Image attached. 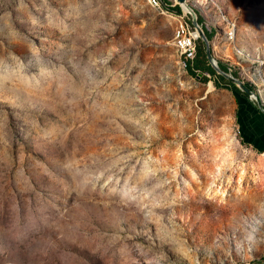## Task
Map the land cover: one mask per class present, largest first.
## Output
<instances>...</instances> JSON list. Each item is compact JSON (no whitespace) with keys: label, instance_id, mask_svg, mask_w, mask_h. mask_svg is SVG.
Wrapping results in <instances>:
<instances>
[{"label":"rangeland","instance_id":"374dc122","mask_svg":"<svg viewBox=\"0 0 264 264\" xmlns=\"http://www.w3.org/2000/svg\"><path fill=\"white\" fill-rule=\"evenodd\" d=\"M206 1L212 54L258 92L264 0ZM180 17L0 0V264H264V153L243 92L190 75Z\"/></svg>","mask_w":264,"mask_h":264},{"label":"crops","instance_id":"0c3cea01","mask_svg":"<svg viewBox=\"0 0 264 264\" xmlns=\"http://www.w3.org/2000/svg\"><path fill=\"white\" fill-rule=\"evenodd\" d=\"M237 58L240 60L239 63L243 61L239 56ZM237 101L238 119L244 141L254 150L264 152V112L260 110L259 104L252 102L249 97L241 95Z\"/></svg>","mask_w":264,"mask_h":264},{"label":"trees","instance_id":"16d2710c","mask_svg":"<svg viewBox=\"0 0 264 264\" xmlns=\"http://www.w3.org/2000/svg\"><path fill=\"white\" fill-rule=\"evenodd\" d=\"M169 5H171V4H169ZM167 10H170V9H168V8H166ZM171 9H173L174 11H172V10H170L171 12H174V13H176V12H178L179 13V15H182L183 14V12H182V8L181 7H176V8H172L171 7ZM176 11V12H175ZM177 14V13H176ZM178 14H177V16H179ZM187 22H188V20H187ZM188 24H189V22H188ZM198 24L200 25V26H202L203 25V23H202V19L199 17V19H198ZM192 26V23L191 24H189V26ZM190 26V27H191ZM192 28V27H191ZM192 30H193V28H192ZM204 30V32H205V35H206V37H207V39H208V41L209 42H212V35H210L205 29H203ZM197 48H198V53H197V57H196V59H195V61H194V63L193 64H189V66L186 64V67L188 68V70H189V73H190V75H192V76H194V77H198V74H201V75H204V74H210L212 77H217L218 76V78H220V76L218 75V73L215 71V69L211 66V64H210V62H209V60H208V58H207V54H206V48H205V44L201 41V40H199L198 42H197ZM185 61V60H184ZM185 63H186V61H185ZM219 66H220V68L223 70V71H226V72H228V68L225 66V65H223V64H219ZM235 76L237 77L238 75H236L235 74ZM215 77V78H216ZM201 80H203L204 82H208L209 81V79H208V77L207 76H204V77H202L201 78ZM224 80V79H223ZM220 81H221V79H220ZM225 81V80H224ZM214 82H215V84H216V86H220V84L217 82V81H215L214 80ZM246 86L247 87H249L251 90H252V87L247 83L246 84ZM234 93L237 95V92L236 91H234ZM243 95L244 96H246V97H248L245 93H243ZM238 96V95H237ZM264 153V152H263Z\"/></svg>","mask_w":264,"mask_h":264},{"label":"water","instance_id":"95a60500","mask_svg":"<svg viewBox=\"0 0 264 264\" xmlns=\"http://www.w3.org/2000/svg\"><path fill=\"white\" fill-rule=\"evenodd\" d=\"M179 3L182 5L183 11H184V5L189 7L190 13L187 15L192 16L193 18V27L196 33H198L199 40H201L205 46H206V54L207 58L211 64V66L215 69V71L219 74L221 81H228L230 84H232L234 87H237L238 90L245 93L248 97L251 95H255V93L245 85L243 81L240 79L234 77L233 75L223 71L220 66L219 62L215 59L214 55L212 54V50L210 47V42L208 41L205 32L201 28V26L198 24V15L197 13L189 6L188 0H178ZM185 12V11H184ZM224 79V80H223ZM225 82V81H224ZM260 110L264 112V107L258 105Z\"/></svg>","mask_w":264,"mask_h":264},{"label":"bare ground","instance_id":"6f19581e","mask_svg":"<svg viewBox=\"0 0 264 264\" xmlns=\"http://www.w3.org/2000/svg\"><path fill=\"white\" fill-rule=\"evenodd\" d=\"M148 1H149V3L151 5H153L156 8L164 9L165 12H171L170 10H167L166 8H161V3H158V2H156L154 0H148ZM184 11L187 12V13H190L189 7L184 5ZM180 18H182L184 21L182 22V24L179 27V30L177 32V36L175 38V45H177V44L178 45H185L187 43H191V40H192V29L189 26V24L187 22V19H185L183 16H181ZM195 37L198 38V33H195ZM232 37H234V34H232ZM178 51L180 52L181 58L184 59V50L183 49H178ZM241 53H243L242 50H241L240 54ZM259 80L261 81L260 82L261 85L259 83ZM256 81L260 85V87L258 88L259 90L256 93L252 89V91L255 93L254 99H255L256 102L260 101L261 105L260 104L259 105L264 107V78L263 77H256Z\"/></svg>","mask_w":264,"mask_h":264},{"label":"built area","instance_id":"2783aa9c","mask_svg":"<svg viewBox=\"0 0 264 264\" xmlns=\"http://www.w3.org/2000/svg\"><path fill=\"white\" fill-rule=\"evenodd\" d=\"M158 3H161V8H168L172 11H174L172 8H176L178 7L179 5L181 6V4L178 2V0H176L175 3H173L172 5H169V4H165L164 3V0H154ZM178 15L179 13L176 12ZM179 16H183L185 19L188 20V15L185 14V15H179ZM192 29V28H191ZM196 33V32H195ZM195 33L194 31L192 30V40H191V43H187L185 45H175V47L177 49H183L184 50V59L186 61V64L189 66V64H193L196 57H197V53H198V48H197V42L199 41V37L196 38L195 37ZM231 71V70H230ZM248 75V74H247ZM250 84V83H249ZM250 100L254 103H256L255 99H254V95H251L250 97Z\"/></svg>","mask_w":264,"mask_h":264}]
</instances>
